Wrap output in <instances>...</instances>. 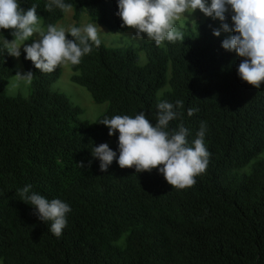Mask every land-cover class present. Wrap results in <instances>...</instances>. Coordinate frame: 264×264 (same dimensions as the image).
Listing matches in <instances>:
<instances>
[{
	"label": "trees",
	"instance_id": "obj_1",
	"mask_svg": "<svg viewBox=\"0 0 264 264\" xmlns=\"http://www.w3.org/2000/svg\"><path fill=\"white\" fill-rule=\"evenodd\" d=\"M48 2L18 0L25 10L36 6L44 29L64 15L55 7L47 11ZM64 2L72 4L75 20L86 13L111 34L129 30L116 15L118 0ZM218 23L196 24L183 41L144 44L143 65L136 48L103 43L70 64V81L86 89L94 105L107 103L93 123L52 90L60 69L39 72L23 48L22 67L34 74L30 94L8 96L14 60L0 47L2 264H264V159L252 163L264 153V85L255 89L240 80L241 58L213 35ZM0 35L13 39L11 30ZM177 100L184 107L176 109L181 118L170 130L183 123L191 146L200 123L207 125L211 155L194 186L172 188L157 169L136 173L116 160L100 171L93 147L106 143L119 156L118 133L109 137L102 119L144 112L155 123L157 104ZM189 108L197 111L188 116ZM248 166L249 173H239ZM29 184L31 192L70 205L59 237L19 195Z\"/></svg>",
	"mask_w": 264,
	"mask_h": 264
},
{
	"label": "clouds",
	"instance_id": "obj_2",
	"mask_svg": "<svg viewBox=\"0 0 264 264\" xmlns=\"http://www.w3.org/2000/svg\"><path fill=\"white\" fill-rule=\"evenodd\" d=\"M69 11L72 4L64 0H49L47 11L53 8ZM116 15L122 21L121 27L135 30L134 39L146 37L157 46L163 42L183 41V32L176 22L182 17L189 19L197 10L205 17L221 22V31L233 35L222 41L226 51H235L241 58L237 74L240 80L252 88L264 85V0H118ZM231 13V26L225 23L226 14ZM41 18L36 6L25 10L18 0H0V29L11 30L13 39L8 41L0 35V47L10 56L18 58L20 49L34 35L30 45L24 46L25 59L32 62L41 73H51L64 64L78 65L82 57L102 43L104 33L97 23L83 27L65 29L49 24L46 31L39 27ZM70 36L71 39L67 37ZM16 81L31 83L34 74L17 73ZM184 102L175 104L161 101L157 104L156 122L149 120L144 112L134 117L115 115L102 119L99 124L108 128V136L118 133V151L111 150L106 143L93 147L92 157L99 160V169L106 172L114 160L121 169L134 168L136 173L157 169L166 183L179 190L190 188L196 177L203 174L209 164L210 152L205 146L206 122H201L191 146L187 140L188 130L180 123L176 129H169V123L181 118L176 109H182ZM197 110L187 109L192 116ZM89 166L91 161L88 162ZM80 168L83 162L77 163ZM31 185L19 190V195L35 209L42 222H50V232L59 237L67 225L70 205L61 199H47L31 192Z\"/></svg>",
	"mask_w": 264,
	"mask_h": 264
},
{
	"label": "rangeland",
	"instance_id": "obj_3",
	"mask_svg": "<svg viewBox=\"0 0 264 264\" xmlns=\"http://www.w3.org/2000/svg\"><path fill=\"white\" fill-rule=\"evenodd\" d=\"M226 15H229V19L226 23L231 26V13H227ZM207 20L211 21H218L214 20L210 17H205L202 13H200L198 10L189 17V19H185L182 17L180 20L176 22V27L178 30L183 32V35L186 36L189 34L190 31L193 30V27L200 23H204ZM97 23V25L103 30L104 33L100 34V39L102 43L110 48H119V47H124V46H132L136 48V50L139 53L140 56V64L143 65L145 64V56L143 52V45L152 42L149 41L145 38L136 40L134 39L135 37V30H128L125 34L119 35V34H111L104 26H102L99 22L97 21H91L89 16L84 13L80 19L75 20L73 18V10L69 11H64L63 17L56 23L55 26L57 27H63L65 29H69L73 26L75 27H83L89 23ZM221 24H217V30L220 29ZM39 27L42 31H46L42 27V22L40 21ZM233 35V33L228 32L225 33L221 31L220 37L222 38H228L229 36ZM37 36L34 35L31 37V42L29 44H24L22 48L25 45H30L33 42V39H36ZM164 43H162L161 46H164ZM14 60V69H15V75L17 73H20L21 75L25 74L26 72L24 71L21 63L20 56L18 58L13 57ZM61 71V75L59 79L52 85V90L58 93H62L66 95L70 101L73 103V105L78 106L83 110V114L80 116L82 120H87L90 123H93L101 114H103L106 109H107V103L105 104H100V105H94L92 103V98L90 93L83 88L78 87L77 85L73 84L70 81V78L72 76V73L70 71V64H64L60 67H58ZM6 93L10 97H15L17 95H21L23 97H28L30 94V87L29 83H25L23 81H16L15 77L11 78L8 80V84L6 86ZM264 159V153L260 155L258 158L254 159L252 161H258ZM251 163V164H252ZM250 164V166H251ZM250 166L245 168L244 170L239 171V173H249ZM0 264H2L0 262Z\"/></svg>",
	"mask_w": 264,
	"mask_h": 264
}]
</instances>
